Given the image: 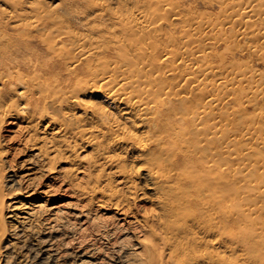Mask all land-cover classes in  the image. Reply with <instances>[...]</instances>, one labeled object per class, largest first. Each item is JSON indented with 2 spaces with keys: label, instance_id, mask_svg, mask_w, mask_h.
I'll use <instances>...</instances> for the list:
<instances>
[{
  "label": "bare ground",
  "instance_id": "obj_1",
  "mask_svg": "<svg viewBox=\"0 0 264 264\" xmlns=\"http://www.w3.org/2000/svg\"><path fill=\"white\" fill-rule=\"evenodd\" d=\"M158 3L159 7L152 11V19L160 17L166 20L167 13L163 11L169 7L170 11H173L176 2L158 0ZM256 3L260 4L259 8H255ZM20 4L21 2L13 5L18 7ZM228 4L232 16L237 17L236 25L240 27H246V23H249L248 18L254 15L262 18L261 14L264 12L262 0H229ZM164 5H167L165 9ZM94 6L101 10L105 8L103 3ZM36 19L33 21L36 24L31 25L32 27H41V23L46 21L45 23L49 25L52 23L53 26H57V30L54 35L41 38L38 45L23 38L22 42L16 45L8 64V71L4 75L10 85L25 88L19 96H27L29 101L22 109L33 108L39 114L38 124L42 120H47L57 127L62 136L71 137L74 144L68 140L63 143L66 148L79 147L78 140L81 139H84L83 143L93 148L97 157L89 165L96 169L100 168L98 169L100 174L97 173L98 177L96 176L95 180L99 183L106 176L111 180L108 179L110 182L106 183L109 191L104 192L105 186L102 188L105 190H101V187L98 189L99 185L95 183L92 193L103 191L108 197L105 200L106 206L111 204L114 209L124 212L128 196L124 195V188L115 189L112 185L117 182L130 191L135 188L133 194H136L139 188L136 178L138 179L141 171H145L144 176L146 185H150L149 189L158 193V196L155 195L157 208L154 209L155 206H152L153 209L148 210L150 212L142 215L144 218L140 222L144 224L133 228L134 236L139 234L144 239L138 242L139 247L131 253L129 263L123 264H264V219L259 222L257 220L260 217H257V220L249 219L242 213L243 218H240L241 215L236 218L242 220L244 223L241 224L246 228L237 235L232 233L234 231L231 232L230 219L238 212L240 214L238 207L245 208L243 204L245 201L231 200L232 197L228 194L231 193L229 182L239 181L234 178L233 181L230 180L228 176L230 168L221 164L232 154L230 149L216 150L227 143V138L223 136L227 122L218 119L220 125L213 130L214 133L220 132L213 138L216 146L210 144L213 142L209 132L204 128L205 121L209 119L203 118L213 117L217 113L212 103L219 104L224 100L225 93H221V89L226 88L229 78L212 70L206 62H200L203 56H196L188 47L180 50L178 48L180 42L175 34H168L165 28L163 30L164 22L158 23L146 17L140 8L133 9V14L116 15L114 20L117 19L120 23V28L117 27L120 33L116 37L113 36L116 32L113 33L114 40L108 38V41L106 38L105 42L102 39L101 41L95 39L98 37L90 39L91 37L88 38L82 32L76 33L67 25L65 29L60 27L62 29L60 30L58 26L64 28L65 22L53 21L52 18L48 20L49 17ZM197 23L202 27L206 24ZM64 37L71 39L70 47L64 43L59 45L54 40L56 38L63 42ZM162 37L170 40L169 44L166 42L168 45L163 43L164 46L161 43ZM195 42L203 46V39L186 31L184 43L190 45ZM39 47H44V53H41ZM47 57H50V60H45ZM111 57H115L116 60H111ZM90 74L93 76L91 82L85 79ZM210 75L220 79V83L204 82ZM244 77L243 73L239 78ZM97 83H100L98 88L92 89ZM103 85L107 86L104 90ZM86 89L87 94L90 93L92 96L102 91L103 97L111 104L123 107V114L134 119L137 127H146L145 132L141 135L132 133L125 125L122 127L119 120L109 119L106 110L103 111L105 108L101 109L103 112L97 111L94 103L82 101L79 94H86ZM205 98H208V102H202ZM194 99L197 102L191 105ZM12 108V106L8 108L4 115L12 112ZM77 108H81L86 115L96 118L99 124L87 127L83 117L80 115L77 117L70 111ZM50 110L54 112L51 114ZM17 111L21 113L22 110ZM260 124L259 127H262L261 121ZM236 142L233 145H236ZM245 144L249 152L246 153L248 157L251 152L258 151L251 148L248 143ZM124 145H130L141 152V159L146 160L143 168L137 166L136 169L130 170L123 163L121 155L112 153L114 151L112 149ZM263 148L262 146L261 149ZM259 152L261 151L255 156H259ZM202 154L205 155L201 157ZM255 156L254 159H257L258 156ZM259 158L258 161L264 162L262 157L261 160ZM257 183L248 191L254 190L264 194L263 183L258 185ZM254 191H251V194L247 193L245 197H250L252 192L254 195ZM0 199L4 210L3 193H0ZM238 204H242L243 207ZM249 205L248 203L246 208L251 210L252 206ZM230 206H235L239 211L235 213V209L233 215L231 209L234 207ZM60 211L62 213L59 208L50 215L51 224L48 227L50 235L46 234L42 243L50 257L60 255L65 259L69 255L67 254V246L70 244L67 240L69 226L68 219L60 216L58 213ZM82 214L84 211L79 215ZM2 227L0 226V264L2 240L7 234L5 226ZM105 228L110 230L97 240L93 238L91 244L78 252L80 263L77 264H122L118 260L122 259L119 253L128 244L119 247L116 244L118 241L113 240L123 229L110 228L108 225H105ZM51 233H57L55 235L58 236L55 237ZM89 240L87 239L86 243ZM166 248L169 250L167 256L164 254ZM228 250L233 252L234 259L227 258ZM67 260L65 264L69 263Z\"/></svg>",
  "mask_w": 264,
  "mask_h": 264
},
{
  "label": "rangeland",
  "instance_id": "obj_2",
  "mask_svg": "<svg viewBox=\"0 0 264 264\" xmlns=\"http://www.w3.org/2000/svg\"><path fill=\"white\" fill-rule=\"evenodd\" d=\"M174 1L176 6L173 11H170V7L165 9L167 5H164L163 12L167 13V19L164 20L160 17L152 19L153 9L159 7L158 0H0V193H3V202L5 203L4 210L0 204V226H5L7 229V234L2 240L1 264H65L66 259H68V264H77L78 252L91 244L93 238L97 240L98 237L104 236L110 230L109 228L106 230L105 225L110 228L120 227L123 229L114 237L113 242L118 241L116 244L119 247L122 245L124 247L125 243L128 244L119 253L122 259L118 260L122 264L129 263L132 258L130 257L131 253L137 250L138 242L144 239L139 234L134 236L133 228L144 224L140 221H143V216L153 209L152 206H155L154 209L157 208L156 196L158 193L156 194V190L149 189L150 185H148L149 187L146 185L145 171H141V174L137 176L138 179L136 178V182L139 184L136 194H133L135 188L130 191L117 182L112 185L115 189L124 188L123 193L128 196L129 200L124 204L125 211H123L125 213L114 209L111 204L106 206L105 200L108 197L103 191L92 193L95 185H99L98 189L100 187L101 190L106 189L104 192L109 191L106 183L111 180L107 176L99 183L95 180L97 173L100 174L98 170L100 168L96 169L90 166L97 157L93 148L87 143H83L84 139L78 140L79 147L66 148L63 143L65 144L68 140L74 144L71 137L62 136L57 127L47 120H42L38 124L39 114L33 108L22 109L29 101V97L19 96V93L25 91V88L10 85L4 75L8 71V64L16 45L22 42L23 38L38 45L41 38L52 36L57 30V26H53L52 23L49 25L45 23L46 21L41 23V27H32L31 25L36 24L33 21L37 17V19L49 17L48 20L52 18L53 21L65 22L64 28L58 26L60 30L65 29L67 25L70 30L72 29L76 33H84L83 35L91 37L90 39L98 37L95 39L98 41L102 39L105 42L106 38L114 40L113 36L116 37L120 33V23L117 19L114 20L116 15L133 14V9L140 8L145 12L146 17L158 23L164 22H162L163 30L165 28L168 34H175L180 42L178 45L180 50L188 47L196 56H203L200 62H206L212 67V70L221 76H227L229 83L224 88L225 91L221 89V93H225L224 100L219 104L212 103L217 113L213 117L205 116L203 120L209 119L205 121L204 128L209 132L212 142L215 135L220 134V132H213L220 125V120L227 122V129L223 132L227 143L216 150L230 149L232 154L221 164L228 165L230 168L228 175L230 180L234 178L239 181L236 182L232 179L234 184L229 182L231 193L228 194L232 197L231 200L245 201L243 203L245 208H242V204H238L243 210L237 206L240 214L237 213L239 210L235 206H230L234 207L231 209L233 215L235 209V213H237L230 219L232 222H230L231 232L234 231L235 233H232L237 235L246 228V226L243 227L244 224H241L243 221L236 218L240 217L238 215L243 218L242 213L249 219L260 217L259 220L256 219L259 222L264 219L263 192L251 190L254 191V195L252 192L253 196L248 197L250 199L245 197L247 193L251 194V191H248L249 188L253 189L256 182L261 184L264 179V162H261L262 158L264 161V148L261 149L262 146L264 147V12L261 14L262 18L254 15L252 18H248L249 23H246V27H240L236 25L237 17L232 16L229 0ZM262 1L264 6V0ZM19 2H21L20 6L13 5ZM98 3H103L105 8L101 10L94 6ZM258 4L256 3L255 8L260 7ZM42 14H44L43 17ZM197 22L206 24L202 27ZM117 27L119 28L117 29ZM186 31L203 39V46L196 42L186 45L184 43ZM115 32L116 34H113ZM54 40L59 45L63 43L68 47L72 45L69 37H64L63 42L56 38ZM160 41L162 44L168 45L170 40L162 37ZM39 49L42 50L41 53H44V47H39ZM110 59L116 60L115 57ZM45 60H50V57ZM243 73L245 77L240 79L239 77ZM91 76L90 74L85 79L91 82L93 79ZM217 79L214 75H210L204 82L219 84L221 80ZM99 85L100 83H97L92 89L98 88ZM106 87L103 85L102 90ZM85 92L86 94H79L82 101L94 103L98 108L97 111L105 108L103 111L106 110L105 113L109 115V119L119 120L122 122V127L125 125V128L132 133L141 135L145 132L146 127H137L134 119L127 118L123 114V107L119 108V106L111 104L103 97L102 91L93 96L90 93L87 94V89ZM196 102L194 99L191 105H195ZM202 102H208V98L203 99ZM11 106L13 107L12 112L8 113L9 116L6 115V117L4 113ZM20 109L21 113L17 111ZM70 111L76 116L83 117L87 127L99 124L96 118L86 115L81 108L70 109ZM103 111L101 110V112ZM50 112L52 114L54 111L50 110ZM260 121L263 123L262 127H259ZM259 129H263L261 130L263 133ZM234 141H237L236 145H233ZM213 143L210 144L217 145L215 142ZM245 143H248L251 148H256V151H261L259 156L262 158L256 155L258 157L254 159L253 156L258 151L251 152L253 154L250 153L248 157L246 153L249 152ZM112 150H114L113 154L123 157V163L130 170L136 169L137 166L143 168V165H146V160L141 159V152L130 145ZM204 155L202 154L201 157ZM246 156L247 158H245ZM258 158L261 161H258ZM260 172L263 173L262 176ZM108 179L110 180L108 181ZM116 179L117 177L114 178V180ZM250 185L251 187H249ZM150 198H152L151 201ZM248 203L252 209L254 206V211L251 212L252 209L246 208ZM59 208L62 213L61 211L58 213L68 219L69 226V238L67 239L69 240L68 244L70 243L67 246L69 255L65 259L60 255H56L57 257L54 256V258L50 257L47 248H44L42 243L46 234L50 235L48 227L51 224V219L49 217ZM31 209L34 211L32 212ZM81 211H84V214L79 215ZM55 234L57 233L52 235ZM81 238L85 242L81 241ZM87 239L90 240L86 243ZM81 242L84 243V246ZM41 250L42 252H40ZM168 251L166 248L165 256ZM226 256L229 260L232 257L234 259V254L230 250ZM52 259L54 260L52 261Z\"/></svg>",
  "mask_w": 264,
  "mask_h": 264
}]
</instances>
